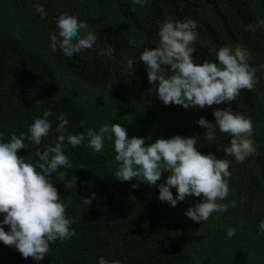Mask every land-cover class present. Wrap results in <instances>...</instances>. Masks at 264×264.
Segmentation results:
<instances>
[{"label":"trees","instance_id":"16d2710c","mask_svg":"<svg viewBox=\"0 0 264 264\" xmlns=\"http://www.w3.org/2000/svg\"><path fill=\"white\" fill-rule=\"evenodd\" d=\"M217 1L228 20L234 21L226 0ZM245 1L264 28V0ZM37 5L44 6L45 17L35 11ZM65 12L97 33L93 49L68 57L59 47L51 48L50 35L58 32L57 19ZM154 29L130 0H0V133L4 142L13 134H25L26 147L18 155L26 161H37V150L54 146L61 115L69 121L66 136L114 123L124 126L129 138H149L146 143L199 135L198 151L231 161L230 192L222 202H235V207L196 223L185 212L202 198L189 196L172 207L158 200V186L140 184L133 189L135 179L118 181L113 141L105 139L101 153L65 142L72 168L58 169L51 180L61 200L71 201L67 215L75 220V235L50 244L39 264H99L100 257L120 264H264V235L259 234L264 219L263 99L258 98L253 110H240L253 121L252 139L259 154L237 163L223 151L230 146L231 136L217 130L215 140L207 141L206 129L196 123L200 117L215 123L212 113L220 106L185 110L164 105L155 94H146L151 85L147 73H142L143 62L134 64V71L128 66L129 59H137L151 43L159 46L160 38L150 33ZM109 47L114 49L111 56L99 54L101 48ZM255 47L257 52L264 50ZM45 111H50L47 119L52 128L36 145L27 139L28 129L36 118H44ZM81 121H87L83 128ZM62 171L67 172L64 182L58 179ZM167 175L163 173L157 185ZM74 176L76 184L65 187ZM170 190L175 197L176 189ZM92 193L96 198L87 207L81 197ZM229 228L236 229L231 238ZM0 264L38 262L0 242Z\"/></svg>","mask_w":264,"mask_h":264},{"label":"clouds","instance_id":"9594fccd","mask_svg":"<svg viewBox=\"0 0 264 264\" xmlns=\"http://www.w3.org/2000/svg\"><path fill=\"white\" fill-rule=\"evenodd\" d=\"M146 0H134V4L143 6ZM35 11L41 18L47 15L43 5H37ZM255 30L253 25L247 26ZM58 32L50 35L51 48L59 47L65 56L71 57L84 50L93 49L97 43V33L89 30L86 22L80 21L74 14L63 13L57 19ZM158 47H145L135 60L129 59L128 66L143 62L147 70L148 83L151 85L146 94H155L164 105H178L185 110L203 109L206 106L225 104L227 107L213 110L215 123L200 117L196 123L206 129L204 138L214 141L217 130L231 136L230 146L223 149L227 156L234 157L237 163L258 155V148L252 139L254 126L251 117L233 111L231 103L236 101L242 90H253L259 83L256 68L249 64L250 54L241 46L219 48L215 61L197 62L195 41L198 38L197 22L194 20L173 21L166 18L159 30ZM113 48H101L100 55L111 56ZM50 111L43 113L44 118H36L28 129L27 139L36 145L47 137L52 122L47 119ZM56 128L59 134L56 143L47 145L43 152L37 150L38 160L26 161L18 155L26 145L25 134L19 137L11 135L4 142L0 133V242L12 247L25 259L41 262L50 251V244L57 240L66 241L75 235L73 218L68 217L67 207L51 177L58 169H71L72 164L64 152V144L76 147L84 146L101 153L105 139L114 142L115 161L118 169L115 173L120 182L133 179L150 187L158 186V200L176 207L189 196L202 198L187 208L185 216L193 222H207L216 212L227 211L235 207L223 203L229 192L231 161L217 158L211 152L202 154L197 149L198 136L157 138L146 143L144 137L129 138L127 129L119 123L105 124L95 130L87 128L79 134L65 135L69 121L61 115ZM87 121H81L83 128ZM87 140V144H85ZM167 173L164 183L157 185L162 174ZM66 171L59 172L58 179L65 181ZM77 177L65 187L76 184ZM176 189L174 197L170 189ZM96 194L81 197L87 207L91 206ZM8 226V231L5 227ZM236 229L229 228L227 236L231 238ZM259 234L264 235V219L259 223ZM99 264H120V261H108L99 258Z\"/></svg>","mask_w":264,"mask_h":264},{"label":"flooded vegetation","instance_id":"af4514ba","mask_svg":"<svg viewBox=\"0 0 264 264\" xmlns=\"http://www.w3.org/2000/svg\"><path fill=\"white\" fill-rule=\"evenodd\" d=\"M139 9L143 19H149L153 24V31H150L156 38L159 37V27L166 18L173 21L194 20L197 22L198 38L195 41L194 56L197 62L204 60L215 61L219 48L227 46L243 47L249 54V64L256 68V76L259 83L251 91L242 90L236 101L231 103L234 112L240 113L242 108L254 109L258 98L263 99L264 104V50L257 52L256 45L264 49V28L260 21L251 12L245 0H226L232 12L234 21H229L224 12V8L217 0H146L143 6L134 4ZM149 14V16L147 15ZM253 25L255 30H250L247 26ZM155 42L149 45L155 48ZM253 43V44H252ZM259 53V54H258ZM134 59V58H133ZM142 73H147L146 68H142ZM215 106V105H214ZM221 109L227 107L225 104L217 105ZM264 109V105H262Z\"/></svg>","mask_w":264,"mask_h":264}]
</instances>
